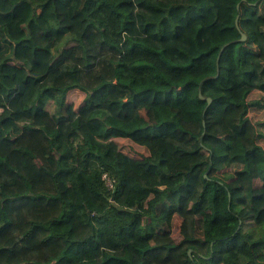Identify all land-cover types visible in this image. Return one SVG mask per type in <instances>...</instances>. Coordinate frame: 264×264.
<instances>
[{
  "label": "trees",
  "instance_id": "1",
  "mask_svg": "<svg viewBox=\"0 0 264 264\" xmlns=\"http://www.w3.org/2000/svg\"><path fill=\"white\" fill-rule=\"evenodd\" d=\"M0 164V264H264V0H0Z\"/></svg>",
  "mask_w": 264,
  "mask_h": 264
},
{
  "label": "rangeland",
  "instance_id": "2",
  "mask_svg": "<svg viewBox=\"0 0 264 264\" xmlns=\"http://www.w3.org/2000/svg\"><path fill=\"white\" fill-rule=\"evenodd\" d=\"M61 14L62 16H65L64 12L61 11ZM68 42H71V40H67ZM73 98H76V99H79L81 98V95L79 93H71L70 94V99H73ZM53 102L50 103V107L53 109ZM10 163L18 168L20 170L21 168V164L20 162L15 159V158H11V161ZM1 167L3 168H6L5 166H3L2 164H0ZM124 168L125 170H129L131 168H137L136 165L132 162V161H129L127 159H125V164H124ZM171 229H173V235L177 238V240H180L183 236L180 234V230L182 231H185L187 234L191 235L192 231H191V228H190V224L189 222L186 220H182L181 218L179 217H176L173 221V224L172 226H169ZM182 227V229H181Z\"/></svg>",
  "mask_w": 264,
  "mask_h": 264
},
{
  "label": "water",
  "instance_id": "3",
  "mask_svg": "<svg viewBox=\"0 0 264 264\" xmlns=\"http://www.w3.org/2000/svg\"><path fill=\"white\" fill-rule=\"evenodd\" d=\"M246 39V34L245 33H242V37H241V39L240 40H245ZM202 97H203V95H201ZM208 101H209V103L212 101V98L211 97H209L208 98ZM190 253H191V250H190Z\"/></svg>",
  "mask_w": 264,
  "mask_h": 264
},
{
  "label": "built area",
  "instance_id": "4",
  "mask_svg": "<svg viewBox=\"0 0 264 264\" xmlns=\"http://www.w3.org/2000/svg\"><path fill=\"white\" fill-rule=\"evenodd\" d=\"M108 183H109L110 185H112L110 181H108Z\"/></svg>",
  "mask_w": 264,
  "mask_h": 264
}]
</instances>
